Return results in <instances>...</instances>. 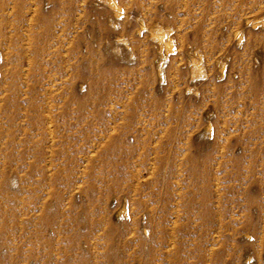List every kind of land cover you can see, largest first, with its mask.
Returning a JSON list of instances; mask_svg holds the SVG:
<instances>
[{"label": "rangeland", "instance_id": "374dc122", "mask_svg": "<svg viewBox=\"0 0 264 264\" xmlns=\"http://www.w3.org/2000/svg\"><path fill=\"white\" fill-rule=\"evenodd\" d=\"M0 264H264V0H0Z\"/></svg>", "mask_w": 264, "mask_h": 264}]
</instances>
